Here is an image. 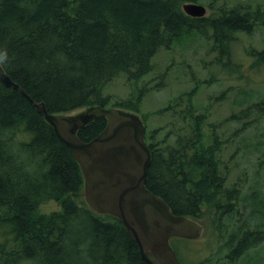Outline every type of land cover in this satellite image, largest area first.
Segmentation results:
<instances>
[{
	"label": "trees",
	"instance_id": "obj_1",
	"mask_svg": "<svg viewBox=\"0 0 264 264\" xmlns=\"http://www.w3.org/2000/svg\"><path fill=\"white\" fill-rule=\"evenodd\" d=\"M199 1L0 0V52L8 57L2 68L19 85L15 89L0 82V264H148L118 217L87 204L78 161L22 91L54 113L107 106L111 96L103 93L106 84L119 76L139 81L153 72L159 50L184 35L195 30L212 38L222 55L229 53L238 33L264 24L262 5H222L202 17L184 11L186 2ZM247 54L264 65V49ZM235 65L234 71L243 64ZM164 75H158L160 82ZM199 85L196 81L192 92L162 109L173 120L162 139L158 136L164 126L149 130L146 116L140 115L151 151L146 186L173 213L199 222L206 221L207 211L212 213L209 201L217 198L228 217L210 215L219 248L209 261L222 259L223 246L227 252L234 246L232 256L241 254L246 264H264L261 256L249 255L264 242V223L249 228L257 215L264 219V197L247 193L244 204L257 207L239 224V191L236 185L224 186L217 157L221 147L207 133V109L199 111L193 101ZM148 88H141L135 99L116 98L112 106L138 113ZM250 110L263 113L264 98L242 114ZM106 123L105 117L93 118L77 134L88 141ZM223 198L227 203L220 204ZM48 201L60 209L39 212ZM182 241L193 253V240ZM190 260L182 263L195 264Z\"/></svg>",
	"mask_w": 264,
	"mask_h": 264
},
{
	"label": "rangeland",
	"instance_id": "obj_2",
	"mask_svg": "<svg viewBox=\"0 0 264 264\" xmlns=\"http://www.w3.org/2000/svg\"><path fill=\"white\" fill-rule=\"evenodd\" d=\"M211 1H199L207 8L205 15L213 14L222 5L250 4L255 9L260 5L264 6V0H213L210 3ZM237 36L238 39L229 47V53L224 51L226 54L220 55L219 46L212 38L206 39L194 30L174 41L170 48L159 50L153 58V72L139 81L119 76L105 85L103 93L111 96L107 106H112L114 99H135L138 91L145 85L148 86L142 95L138 114L146 116L149 130L164 126L158 136V139H162L165 135L163 133L173 121L170 113L162 112V109L176 97L192 92L196 81H199V88L192 96L193 101L199 111L207 109V133L217 137L215 143L221 147L217 157L218 169L224 176V186L236 185L239 191L240 199L238 205L234 203L233 213L236 205L239 206L237 215L240 224L248 218L252 208L257 207L244 204L247 193L259 192L264 197V112L259 114L256 110H250L242 114L244 109L264 98V65L258 63L261 60L258 59L257 62L254 55L247 54L251 50L258 52L264 49V24H257L255 30L247 34L238 33ZM256 62L254 66L257 67L252 66ZM236 63L243 65L240 70L234 71ZM163 73V82H160L158 75ZM183 106L182 103L179 109ZM244 124L246 127L243 128ZM224 202L227 203L226 198L220 204ZM209 203L213 204L209 208L212 213L207 211L206 221L201 222L202 235L191 242L195 255L191 252L189 254L186 250L188 244L182 238H171V244L177 246L176 252L182 261L192 258L191 254L192 259H195L190 260L193 263L205 260L206 256L208 258L214 255L219 248L210 215L226 219L227 211L219 209L217 198H212ZM59 209L60 205L55 201H48L40 205L39 212L50 214ZM256 222L264 223V219L257 215L250 222L249 228L254 229ZM254 249H250L249 255L253 259L258 255L264 260V242ZM244 259H240V264H246Z\"/></svg>",
	"mask_w": 264,
	"mask_h": 264
},
{
	"label": "water",
	"instance_id": "obj_3",
	"mask_svg": "<svg viewBox=\"0 0 264 264\" xmlns=\"http://www.w3.org/2000/svg\"><path fill=\"white\" fill-rule=\"evenodd\" d=\"M183 9L192 17L206 13V7L197 2H187ZM0 82L19 88L3 68H0ZM22 92L78 161L87 204L98 213L118 217L148 264H183L170 239L198 238L203 227L191 217L173 213L161 196L147 188L151 151L145 140L146 126L140 117L116 106L99 104L76 114L54 113L43 102H35ZM98 117L107 119L104 129L92 139L82 140L78 129Z\"/></svg>",
	"mask_w": 264,
	"mask_h": 264
},
{
	"label": "flooded vegetation",
	"instance_id": "obj_4",
	"mask_svg": "<svg viewBox=\"0 0 264 264\" xmlns=\"http://www.w3.org/2000/svg\"><path fill=\"white\" fill-rule=\"evenodd\" d=\"M224 249H225V253L222 254V259H220L219 261H217V259H215L214 261H209V259L211 258V255L207 258L206 256V259L205 260H201V262H204L203 264H213V263H223V262H232L234 264H240V259L242 258V255L241 254H238V256H232L230 254V252L234 249V246L232 248L229 249V252L226 251L227 249V246H223ZM230 256V257H229ZM193 258V256H192ZM195 260V259H193ZM197 264V260H196V263ZM199 264V263H198Z\"/></svg>",
	"mask_w": 264,
	"mask_h": 264
},
{
	"label": "clouds",
	"instance_id": "obj_5",
	"mask_svg": "<svg viewBox=\"0 0 264 264\" xmlns=\"http://www.w3.org/2000/svg\"><path fill=\"white\" fill-rule=\"evenodd\" d=\"M7 60V52H0V68H2L7 63Z\"/></svg>",
	"mask_w": 264,
	"mask_h": 264
}]
</instances>
